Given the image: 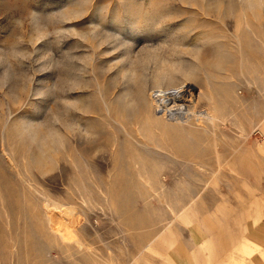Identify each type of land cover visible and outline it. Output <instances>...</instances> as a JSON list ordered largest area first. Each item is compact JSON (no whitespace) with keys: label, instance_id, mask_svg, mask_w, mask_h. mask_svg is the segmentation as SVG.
I'll return each instance as SVG.
<instances>
[{"label":"rangeland","instance_id":"374dc122","mask_svg":"<svg viewBox=\"0 0 264 264\" xmlns=\"http://www.w3.org/2000/svg\"><path fill=\"white\" fill-rule=\"evenodd\" d=\"M217 45L228 58L209 67ZM155 66L180 71L214 129L124 122L117 96L140 77L150 93ZM44 196L74 212L54 223ZM215 196L249 216L257 246L236 263L264 264L263 0H0V264H136L148 242L198 241V199L217 210ZM189 198L190 220H173Z\"/></svg>","mask_w":264,"mask_h":264},{"label":"bare ground","instance_id":"6f19581e","mask_svg":"<svg viewBox=\"0 0 264 264\" xmlns=\"http://www.w3.org/2000/svg\"><path fill=\"white\" fill-rule=\"evenodd\" d=\"M260 1H262V0H260ZM248 5L250 7L253 4L248 3ZM195 51L196 50L193 51L192 48H191L190 52H192V54L194 56L198 57V53L195 52ZM226 51L223 49V47L221 45H217V46H214L211 49H207V50L203 51L202 53L205 56H209L210 55L213 58V60H211V62L207 63V65L209 67L218 68V67L221 66L223 61L227 60V58H228V54H227ZM200 55H202V54H199V56ZM202 64L206 65L205 62L202 63ZM185 66H187V65H185ZM157 67H159V66H157ZM191 68L190 69H185V71L183 72L184 74L182 73L181 76L185 75L186 77H188V76L190 77L191 75H194V73H195L194 69H191ZM166 69H168V70H166ZM169 69H170V67L162 69L161 67L156 68V66H155L153 74H152V78L150 80V84H151L150 85L151 86V88H150L151 92L150 93L149 92L146 93V90H148L147 89L148 86L145 85L146 81H144L143 79H140L141 78L140 77L138 82L135 84L136 85L135 91H132L129 87L126 86V88L123 90V93H121L120 95L117 96V104H118L119 110L122 109V110H124L123 113L125 112L123 117H122L124 119V122H131L133 117H136L140 113L144 114L145 121L143 120L144 126H142V127H146V128L151 129L150 135H152L153 132L156 131L157 133H159L160 137H162L164 135V133L166 132V129L167 130H169V129L173 130L174 128H179V127L182 126V124L184 122H191L192 123V120L193 121L198 120L200 122H201L202 119L209 120L210 125L214 129V126L216 125V122L218 121L217 114L209 113V112L206 113V111H202V110L196 111L194 109V107H195V103H196V97H197L196 95L197 94L192 92L194 87H189V86L187 87V86L184 85V83H179L181 81H179V80L177 81L175 79V75L178 72H179V75H180V71L176 70L178 72L174 73V72H172L173 71L172 68H171L172 71L169 70ZM179 70H181V69L179 68ZM198 72H199V70H198ZM131 76H132V74L130 76H128L127 78L129 80H131L132 79ZM129 77H131V78H129ZM133 77H135V76H133ZM182 77L184 78V76H182ZM174 79L179 83V85L174 84ZM198 90L199 89L196 90L197 93H198ZM201 91H203V90H201ZM206 94H208V93H205V95ZM199 98H200V96H199ZM121 111H120V113L123 114ZM138 119H139V117H138ZM118 123H120V122H118ZM67 125H69V124H67ZM67 125H66V127H67ZM120 125L123 128L124 132H126V134L130 136L131 134L128 133L125 130L124 124L120 123ZM141 125H142V123H141ZM70 126H71V124H70ZM23 131H26V133H28L30 135L31 139H33L32 140L33 142H35V143H39L40 141H41V143L43 142V139L40 138V135L37 133L36 130L35 131H33V130L31 131L30 129L27 130L26 128H23ZM141 131H142V128L140 126L134 128V133H136V134L140 135ZM48 132L49 131H47V133H45V134H49ZM55 133H57V132H55ZM86 133H88V132H86ZM54 134H51V135H53L51 142L52 143L53 142H55V143L58 142L60 144V142H61V141H59L60 135L55 134L56 135L55 136ZM41 135H42V133H41ZM44 136H46V135H44ZM49 136H50V134H49ZM54 136L56 138H54ZM46 144H48V141H47ZM49 145H51V147L54 148L51 143ZM54 146L56 147V145H54ZM142 146L146 147L147 149L148 148H154V147L159 148L156 144H152V146H149L148 144L142 143ZM36 148H38V147H36ZM192 164H194V165H196L198 167L200 166V164L195 163V162L192 163ZM155 172H152L150 175H147L146 176L147 179H144V180L147 181L146 184L148 183V186H149L148 188H150V189L152 188V184H150L151 183L150 181H153L152 179H154V181L157 180V178H156L157 174H155ZM157 183L160 186L159 188L162 189L163 188L162 187L163 184H160L158 181H157ZM155 189H153V190L155 191ZM164 198H166V196ZM194 198L195 197H193V199ZM44 199H45V201H47L49 203V205H50V207L52 209L51 210V220L54 223H55V221L53 219L54 213H58V214L59 213H68V214L71 213L72 214L74 212L73 208L71 206H64L63 204L58 203L57 201H55L54 199H52V198H50L48 196H44ZM193 199L189 198V202L187 204H185V206H181V207L179 206L180 208L177 211H174V209L172 207H170L171 212H172L171 214H172L173 220L174 219L177 220V218H179V216H181L183 214V212L185 211L187 206L190 203L193 202ZM64 215H66V214H64ZM62 218H63V216H62ZM185 219H187V218H185ZM187 221H188V219H187ZM168 222H170V220ZM185 223H186V221H185ZM66 226L64 225V227H62V228L60 226L59 227H60L61 230H65Z\"/></svg>","mask_w":264,"mask_h":264},{"label":"crops","instance_id":"0c3cea01","mask_svg":"<svg viewBox=\"0 0 264 264\" xmlns=\"http://www.w3.org/2000/svg\"><path fill=\"white\" fill-rule=\"evenodd\" d=\"M241 181L243 185L246 184L245 180ZM215 199L217 201L212 206L216 205L217 210L210 209L205 203H201V199H198V241L188 238L185 242H167L165 239L162 243L148 242L143 248L137 247L140 253L132 257V262L136 264H237V258L243 263L249 262L251 256H244L241 251L244 249V244H249L250 248L255 244L242 236L246 227L245 219L249 216H246L245 211H235V206L232 209L233 203L222 196H215ZM244 199L242 197V201L249 202L248 199ZM193 205L192 202L187 206L188 209L186 208L177 218L178 222L187 223L189 215L194 210Z\"/></svg>","mask_w":264,"mask_h":264},{"label":"built area","instance_id":"2783aa9c","mask_svg":"<svg viewBox=\"0 0 264 264\" xmlns=\"http://www.w3.org/2000/svg\"><path fill=\"white\" fill-rule=\"evenodd\" d=\"M254 132H255V133H259V131H257V130H255Z\"/></svg>","mask_w":264,"mask_h":264}]
</instances>
